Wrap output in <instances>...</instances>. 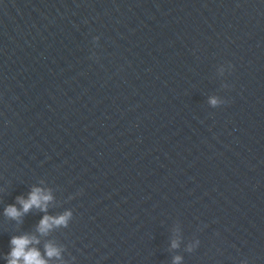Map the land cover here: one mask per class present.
Instances as JSON below:
<instances>
[{"label":"water","instance_id":"95a60500","mask_svg":"<svg viewBox=\"0 0 264 264\" xmlns=\"http://www.w3.org/2000/svg\"><path fill=\"white\" fill-rule=\"evenodd\" d=\"M34 187L48 212L6 217ZM22 235L50 264H264V0H0V264Z\"/></svg>","mask_w":264,"mask_h":264},{"label":"clouds","instance_id":"9594fccd","mask_svg":"<svg viewBox=\"0 0 264 264\" xmlns=\"http://www.w3.org/2000/svg\"><path fill=\"white\" fill-rule=\"evenodd\" d=\"M93 40L94 44L99 46L100 37L96 36ZM93 58H95V53L93 54ZM234 67L232 64H226L223 65L221 71L227 70L229 73L234 70ZM223 87L228 88L229 84L225 82ZM210 102L214 108H220L227 103L224 98L220 97H213ZM54 199L55 197L50 189L34 187L27 198L18 197L17 203L19 207L16 205L6 207L4 215L10 219L19 221L34 208L47 213L48 207ZM73 215L71 210L58 216L45 215L40 221L37 230L41 236H46L57 228H67L72 222ZM199 243L200 241L197 240L195 246L198 247ZM11 244L12 251L5 257L7 264H50L53 259L61 260L63 258L62 249L53 243L46 244L45 252L42 254L38 247L34 246L40 244V239L36 236H16L11 240ZM171 246L173 249L179 248L180 241L173 240ZM181 261L182 257L177 256L174 264H181Z\"/></svg>","mask_w":264,"mask_h":264}]
</instances>
